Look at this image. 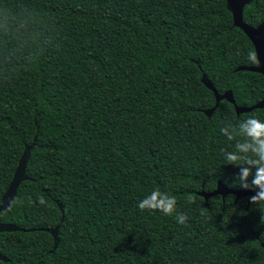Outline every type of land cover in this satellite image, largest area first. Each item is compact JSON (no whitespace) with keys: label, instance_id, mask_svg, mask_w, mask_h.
Listing matches in <instances>:
<instances>
[{"label":"trees","instance_id":"trees-1","mask_svg":"<svg viewBox=\"0 0 264 264\" xmlns=\"http://www.w3.org/2000/svg\"><path fill=\"white\" fill-rule=\"evenodd\" d=\"M244 20L259 25L264 0ZM251 51L226 0H0V203L31 147L0 213L24 230L0 233V264H264V208L200 195L243 189L220 129L264 108L209 115L208 84L261 101L264 76L238 70ZM155 188L171 216L137 207Z\"/></svg>","mask_w":264,"mask_h":264},{"label":"clouds","instance_id":"clouds-1","mask_svg":"<svg viewBox=\"0 0 264 264\" xmlns=\"http://www.w3.org/2000/svg\"><path fill=\"white\" fill-rule=\"evenodd\" d=\"M248 59L252 63L257 62V54L249 52ZM228 141L236 140L233 151L221 150L225 164L239 168L236 180L243 189H256V193L249 198L252 205L264 208V121L255 117H248L238 125L228 124L220 129ZM237 137L241 139L237 140ZM254 170V171H253ZM251 177V183L249 178ZM189 203H195L193 196L188 197ZM44 204L43 198L39 199ZM177 200L173 195L155 188L151 193L138 201L137 207L141 211H159L166 216L176 212ZM176 220L184 225L188 220L184 213H177ZM264 223V217L261 218Z\"/></svg>","mask_w":264,"mask_h":264},{"label":"water","instance_id":"water-1","mask_svg":"<svg viewBox=\"0 0 264 264\" xmlns=\"http://www.w3.org/2000/svg\"><path fill=\"white\" fill-rule=\"evenodd\" d=\"M226 1H227L228 8L230 9L233 15L234 26L242 29L243 32L249 37V39L251 40V42L253 43L255 47V51L257 54V64L256 65L242 66L238 70L254 71V72L261 73L264 76V20L257 26H252L248 24L247 22H245L244 8L246 5L250 4L252 0H226ZM208 86L214 90L215 96H216V105L212 110H210L209 115L213 114L214 110L219 106L220 101L223 99H226L230 103L234 104L235 110L238 115L242 113L250 112L254 109L264 108V98L258 103L250 107H240L236 105L235 98H234L232 91H227L223 95H220L216 91L214 86H212L211 84H208ZM30 148L31 147H28L24 151L19 161V165L16 169L15 175L6 193L2 197V201L0 203V213L8 209L12 205L21 182L27 179L26 165H27V161H28L27 159L30 153ZM256 191H257L256 189H247V190L246 189H230L229 187L224 185L222 182H218L216 189H214L211 192L201 191L200 195L205 198L206 203L208 202L209 198L213 196L220 195L224 199L229 194L235 195L237 199L244 197L249 202V198L252 195H254ZM59 229H60V226H57L56 228L50 231L55 241L53 250H55L59 245V237H58ZM20 230H24V229H22L21 227H19L18 225L14 223H4L0 221V233L1 232H14V231H20ZM0 260L5 261V262L8 261V259L1 252H0Z\"/></svg>","mask_w":264,"mask_h":264}]
</instances>
